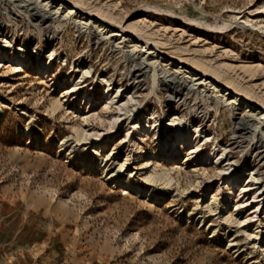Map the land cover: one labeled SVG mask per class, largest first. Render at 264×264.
Instances as JSON below:
<instances>
[{
  "label": "rangeland",
  "instance_id": "1",
  "mask_svg": "<svg viewBox=\"0 0 264 264\" xmlns=\"http://www.w3.org/2000/svg\"><path fill=\"white\" fill-rule=\"evenodd\" d=\"M62 1L137 33L264 106V0ZM6 3L0 32L8 41L0 47H9L3 50L9 59L28 47L31 66L0 65V264H264V222L255 224L261 236L255 242L232 209L216 215L209 202H236L253 217L237 194L225 198L226 164L238 173L254 167L244 174L264 192V141L248 112L232 113L196 90L173 94L153 85L117 38L97 42L72 22L53 17L40 24L32 10ZM33 45L44 60L53 53L46 75ZM131 96L138 111L125 105ZM84 117L92 144L105 143L102 153L76 143ZM134 121H154L171 140L172 126L182 127L198 150L178 146L176 162H152L160 152L155 139L126 136ZM162 152L171 155L170 147ZM212 153L221 165L205 160ZM126 157L128 166L119 171ZM144 160L151 166L142 168Z\"/></svg>",
  "mask_w": 264,
  "mask_h": 264
},
{
  "label": "bare ground",
  "instance_id": "2",
  "mask_svg": "<svg viewBox=\"0 0 264 264\" xmlns=\"http://www.w3.org/2000/svg\"><path fill=\"white\" fill-rule=\"evenodd\" d=\"M3 3H6L8 6L10 4V6H15L16 8L19 9L23 7L26 10H32L34 12V17L40 20V24H45L46 21H52L53 17L54 18L56 17L57 19H61V21L72 22L75 28L79 31V33L87 34L89 37L92 38V40H95L97 42L102 40L110 41L111 39L117 38L116 40L118 41L120 40L117 46L124 45L119 49L127 50L123 53L132 62H137L138 66L140 67V72H144V74L147 73L151 74L153 85L159 83L165 88L172 90L173 94L175 93L179 94L183 90H194V91L196 90L197 92H200L202 95H207L208 98L213 102H215L216 104L222 105L224 108L229 109L232 113L238 111L239 109H245L248 112L249 118L252 119V121L254 122L253 123L254 131H256V133L259 132L260 140L262 139L264 141V106H261L255 103L254 101H251L252 99L249 100L250 98L249 99L245 98L244 95L237 93V90L235 89L233 90L230 87L223 84L222 82H220L217 78L207 73L201 72L200 70H198L199 68L197 69L191 64H188L181 59H177L171 55H168L165 52L160 51V49L157 46H154L149 41H146L137 33L113 25V23H110L103 18L96 17L92 14L83 11L84 9L82 10L75 4L62 0H0V4L2 5ZM30 6L33 7L29 9ZM171 18L173 17L171 16ZM244 24L246 26L248 25L247 22H244ZM1 29H5V26L4 23L0 22V30ZM44 33L46 36L50 34L49 26H46L44 28ZM49 37L50 36H48V38L46 37L48 39L47 41H49ZM53 38L54 37L52 36L51 42H53ZM7 41L8 40L5 30H2L0 32V43H7ZM33 46H35L34 53L36 54L38 60L39 73L41 75H46L47 73L50 72L52 67L53 53H51L49 57L46 60H44L43 52L39 51L36 45ZM26 48L28 47L20 46V48L18 49V54L13 59H9L7 54L3 51V50H7L8 52L9 47L7 46L5 48L0 47V65L5 61H9L11 65H15V69L17 70H19L18 66H24V67L31 66L30 59L28 57V54L26 53L28 50ZM166 69H170L172 72H169ZM134 80L137 81V78H134ZM76 87L77 85H74V89H76ZM118 93L119 92H117L116 94L118 95ZM131 93L133 94L136 93V86H134V89L132 90ZM105 96L108 100V104L115 103L116 98L112 97V93L109 91V87L105 91ZM59 99L63 100L64 98L60 95ZM124 99L126 101L125 105L127 103H130L134 108L133 110L138 111L139 102L138 104H136L132 96ZM123 108H124V104L119 106V111H123ZM119 120L120 118L114 119L112 121L113 125L111 127L113 126L115 127L116 125L118 126ZM82 121L86 129L80 132L76 130L77 132L76 143L82 142L84 146H91V148L93 147L94 148L93 150H95L96 152L100 151L102 153V151L106 149L105 143L103 145L97 143L93 145L92 139L94 138L95 134L91 129L87 128L88 118L84 117ZM127 127H128L126 131L127 137H129L131 134H134V136L138 137V140H141L145 136H151L152 138L155 139L158 147H160V152H156L150 156L149 160H151L152 162H159V161L160 162L165 161L167 163L176 162L177 161L176 157L178 152L176 150V147L178 146L181 147L183 145L190 144L193 150L194 149L198 150L199 144L196 143L197 140L190 141L189 139H187L185 137L184 131H182V127L172 126L175 128V140H171L169 136L163 135L160 132V130L157 129L158 127H156L154 121L146 122V125L140 124V121H134ZM237 139L236 138L233 139L234 143H231L229 145L230 147L228 148V150L230 149L229 151L234 150V146L237 143L235 140ZM166 147H170L171 155L167 153L163 154L162 151H164ZM220 158L218 157V155L212 153L206 156L205 160L211 159L215 161L216 165H221L222 163H220V160L222 158L221 159ZM127 164H128V160L126 157L119 165V171H122L125 167H127L128 166ZM151 164L152 163L144 160L142 162V168L150 167ZM253 168L252 170H247V171L245 170L243 172L238 173L236 171H233V166L231 164H226L224 166V170L220 171V174L226 177L222 184L223 192L226 196L225 198L230 197L232 194H237L240 201L243 200L244 201L243 203H248L251 206L252 209L251 215L253 216L252 218L249 215L243 214L240 211V206L236 202H234L231 206L228 200L225 199L223 204H219L217 200L214 199V197L209 198V202L210 205H212L214 211L216 212V215H220L223 211L226 210V208L232 209V211L236 214V216L239 217V222H240L239 224L241 225V228H243L245 231L250 232L249 238L251 239L253 238L255 242H258L261 239V236H260V232L258 231V228L255 227V224L260 225L262 222H264V192L261 191V186L260 188H251L252 186L258 185L256 184V181L258 180L253 179L254 178L253 177L251 180L248 181V179H250L248 178L249 175L244 174L248 171H253ZM130 173L132 176L133 173L132 172ZM252 175L254 174H251V176ZM114 182L118 183V179L116 178ZM122 186L125 187L124 188L125 190L132 189L130 187L131 184L124 183ZM134 191L137 194H143L144 192L140 188H134ZM147 192H145L144 195L150 197V194L148 195L149 192L148 193ZM261 210H263V214H261ZM258 217L259 220L261 221L257 220ZM229 220L231 219L229 218ZM262 240L264 241V239Z\"/></svg>",
  "mask_w": 264,
  "mask_h": 264
}]
</instances>
